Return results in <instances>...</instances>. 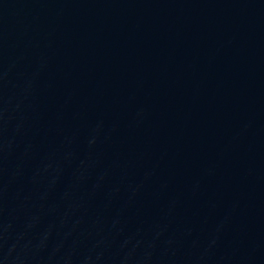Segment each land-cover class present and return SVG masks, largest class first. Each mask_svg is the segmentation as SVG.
Segmentation results:
<instances>
[{
	"label": "water",
	"instance_id": "obj_1",
	"mask_svg": "<svg viewBox=\"0 0 264 264\" xmlns=\"http://www.w3.org/2000/svg\"><path fill=\"white\" fill-rule=\"evenodd\" d=\"M264 65V0H0V264H113Z\"/></svg>",
	"mask_w": 264,
	"mask_h": 264
}]
</instances>
